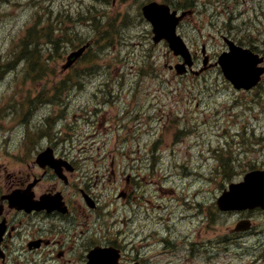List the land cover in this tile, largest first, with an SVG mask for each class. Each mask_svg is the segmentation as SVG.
I'll use <instances>...</instances> for the list:
<instances>
[{
    "label": "rangeland",
    "instance_id": "1",
    "mask_svg": "<svg viewBox=\"0 0 264 264\" xmlns=\"http://www.w3.org/2000/svg\"><path fill=\"white\" fill-rule=\"evenodd\" d=\"M93 1L0 0V153L39 150L54 137H84L91 128L72 118L94 111L103 98L111 118L88 140L86 157L92 172L113 166L120 173L107 181L99 173L97 190L119 226L132 233V258L264 264V213L251 215L253 230L231 236L242 213L215 206L231 182L264 167V77L256 89L237 92L214 65L225 50L222 36L264 51V0H193L194 12L177 31L195 55L196 70L202 45L210 64L201 77L182 78L166 67L178 61L167 44L151 41L140 15L148 0ZM88 10L96 26L83 21ZM104 23L112 26L108 37L117 35L111 42L98 40ZM59 24L65 31L57 32ZM86 41L90 48L81 60L64 70L68 54ZM33 47L44 70L32 64ZM57 88L64 95L57 96ZM129 112L139 119L126 121ZM116 115L121 121L114 123ZM121 190L129 193L125 201L118 199Z\"/></svg>",
    "mask_w": 264,
    "mask_h": 264
},
{
    "label": "flooded vegetation",
    "instance_id": "2",
    "mask_svg": "<svg viewBox=\"0 0 264 264\" xmlns=\"http://www.w3.org/2000/svg\"><path fill=\"white\" fill-rule=\"evenodd\" d=\"M52 150L48 161L0 163V264H87L95 247L128 252L122 263L137 261L119 221L101 217L86 153L73 145Z\"/></svg>",
    "mask_w": 264,
    "mask_h": 264
},
{
    "label": "water",
    "instance_id": "3",
    "mask_svg": "<svg viewBox=\"0 0 264 264\" xmlns=\"http://www.w3.org/2000/svg\"><path fill=\"white\" fill-rule=\"evenodd\" d=\"M144 17L153 26V41L155 43L164 39L168 42L169 48L174 55H179L184 59V64L177 65V74H183L185 64L191 66L190 54L179 36L176 35V26L182 16L176 17V12L170 13L169 7L157 3H150L143 7ZM228 45V52H224L218 58V64L222 73L229 80L235 89H250L257 85L264 68H257V64L262 62V58L254 55L249 50L236 47L232 42L225 40ZM83 52L72 54L68 60L69 64ZM218 207L223 211H242L261 207L264 209V171H252L246 174L243 181L231 184L228 191H224L217 201ZM249 223L240 222L236 226V231L246 230ZM90 264H115L107 252L96 251L90 256Z\"/></svg>",
    "mask_w": 264,
    "mask_h": 264
},
{
    "label": "bare ground",
    "instance_id": "4",
    "mask_svg": "<svg viewBox=\"0 0 264 264\" xmlns=\"http://www.w3.org/2000/svg\"><path fill=\"white\" fill-rule=\"evenodd\" d=\"M96 26V25H95ZM113 32V31H112ZM98 34V33H97ZM230 163V162H229ZM193 211V210H192ZM181 219V218H180Z\"/></svg>",
    "mask_w": 264,
    "mask_h": 264
},
{
    "label": "trees",
    "instance_id": "5",
    "mask_svg": "<svg viewBox=\"0 0 264 264\" xmlns=\"http://www.w3.org/2000/svg\"><path fill=\"white\" fill-rule=\"evenodd\" d=\"M189 5H187V7H188Z\"/></svg>",
    "mask_w": 264,
    "mask_h": 264
}]
</instances>
